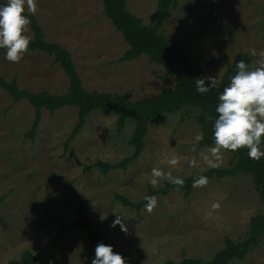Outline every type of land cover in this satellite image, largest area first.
<instances>
[{
  "label": "rangeland",
  "instance_id": "374dc122",
  "mask_svg": "<svg viewBox=\"0 0 264 264\" xmlns=\"http://www.w3.org/2000/svg\"><path fill=\"white\" fill-rule=\"evenodd\" d=\"M126 1L144 25L151 24L159 0ZM35 17L47 41L72 54L87 91L124 94L137 101L173 86L175 76L151 64L147 56L119 62L128 45L106 16L102 0H38ZM162 32L181 47L188 46L203 76L218 74L221 79L238 54L264 50V0H178ZM252 57L254 68L260 57ZM53 62L45 53L34 52L12 63L0 52V77L8 82L16 79L21 90L63 95L70 81ZM199 113L187 108L153 119L141 157L126 170L103 175L98 168H86L97 162L115 165L132 156L133 120L120 131L116 116L94 111L66 150L77 124L76 108L43 110L31 139L35 110L0 90V264L19 261L26 251L39 256L38 264H85L93 248L87 233L72 231L59 240V227L46 223L49 214L60 223L77 219V199L66 182L85 199L86 214L101 235L118 252L130 253L142 264L180 262L183 255L210 261L225 248L226 238L242 240L251 219L264 214L260 195L244 174L211 178L189 197L184 190L158 195L150 213L144 208L138 214L115 198L121 195L139 203L150 190L170 183L161 179L153 187L148 181L154 167L168 171L167 161L173 156L179 157V163L171 169L172 175L183 180L231 166L234 154L228 151L216 168L202 158L208 148L198 149L194 139L202 132L196 121ZM216 202L220 207L213 209ZM116 213L125 217L127 232L119 225L110 226ZM230 264H264V236L243 262Z\"/></svg>",
  "mask_w": 264,
  "mask_h": 264
},
{
  "label": "trees",
  "instance_id": "16d2710c",
  "mask_svg": "<svg viewBox=\"0 0 264 264\" xmlns=\"http://www.w3.org/2000/svg\"><path fill=\"white\" fill-rule=\"evenodd\" d=\"M3 2L5 1L0 0V3ZM102 2L106 16L111 20L116 30L122 34L128 45V49L119 62H132L147 56L151 64L162 66L175 76L173 86L166 88L156 96L137 101H131L124 94L87 91L77 71L72 54L61 45L47 41L46 34L38 19L35 15H32L30 16V29L34 40L30 43L26 53L41 52L53 58V64L59 65L68 77L70 87L67 93L57 96L49 92L33 93L19 89L16 79L8 82L3 77H0V90L5 91L15 103L27 101L35 110V119L28 137L31 139L35 138L43 110L50 113H55L65 107H72L78 110L77 124L66 142V150L74 138L83 130L88 116L94 111H101L116 116L120 131L123 130L128 120H133L135 127L130 141L134 148L132 156L115 165L97 162L93 166L86 168V171L98 168L103 175H107L112 170H126L129 165L141 157L146 147L145 138L148 127L153 119L158 120L164 115L192 108L200 111L196 121L201 126L204 134V140L196 146L198 149L208 148L213 143L209 117L214 119L216 116L214 109L217 104L218 94L227 85L230 77L235 74V65L238 61L244 60L253 68L252 55L249 53L238 54L233 63L228 65L227 71L222 76L221 80L223 83L221 87L211 89L205 94H200L196 91L195 80L199 77H204L201 65L191 58L187 50L188 46L181 47L179 42L170 39L162 32L164 23L171 11L176 9L178 0H159L155 17L150 25H144L142 19L131 13L126 0H102ZM0 52L4 54L3 49H0ZM231 153L234 154V160L229 168L211 169L206 173L186 178L182 187L166 183L159 190H150L147 196H167L174 190H184L185 196L189 197L194 190L192 186L193 178L199 175H204L209 180L211 178L237 177L244 174L250 176L256 191L264 203V158L260 160L250 159L246 155V149ZM66 184L77 199V219L71 223H60L54 220L50 214L48 215L46 223L59 227L58 239L65 238L72 231H85L93 245L92 250L86 254L85 264L91 263L94 249L98 242L111 244L114 246V251L118 252L115 244L109 243L87 216L85 199L75 190L71 183L66 182ZM115 198L124 208L134 210L138 214L145 208V198L139 203L131 202L121 195H116ZM263 236L264 214L251 219L249 232L238 243L226 238L225 248L217 253L212 260L204 261L183 255L180 262L169 260L164 264H230L232 261L243 262L249 253L259 246ZM119 253L127 258L128 264H142L139 259L130 253ZM38 260V255L26 251L19 261H13L9 264H38Z\"/></svg>",
  "mask_w": 264,
  "mask_h": 264
},
{
  "label": "clouds",
  "instance_id": "9594fccd",
  "mask_svg": "<svg viewBox=\"0 0 264 264\" xmlns=\"http://www.w3.org/2000/svg\"><path fill=\"white\" fill-rule=\"evenodd\" d=\"M38 0H6L0 3V49L4 50L5 60L18 63L29 49L34 36L29 35L30 16L37 11ZM252 56L259 55L257 66L252 68L244 61L236 63L235 74L229 79L217 97L216 116L209 117L212 141L207 153L202 155L208 167L220 166L223 153L246 149V155L253 160L264 158V50L257 54L251 50ZM207 81V83H206ZM223 81L216 76L208 75L195 80L196 91L205 94L211 89L221 87ZM195 141L204 140V134L197 132ZM171 166L168 171L154 167L149 183L156 187L161 179H166L173 185L182 187L184 180L172 175V168L179 163V157L173 156L167 161ZM208 184V178L199 175L193 178L192 186L203 187ZM145 211L151 212L157 206L156 196L145 197ZM218 202L212 204L213 209L219 208ZM111 227L120 226L127 232L125 217L116 213ZM91 264H128L127 258L114 251V246L98 242L94 249Z\"/></svg>",
  "mask_w": 264,
  "mask_h": 264
}]
</instances>
